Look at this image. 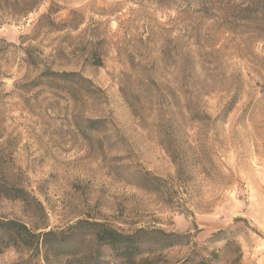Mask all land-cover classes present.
<instances>
[{
	"label": "rangeland",
	"instance_id": "rangeland-1",
	"mask_svg": "<svg viewBox=\"0 0 264 264\" xmlns=\"http://www.w3.org/2000/svg\"><path fill=\"white\" fill-rule=\"evenodd\" d=\"M13 189L0 220L36 233L155 228L189 236L163 251L171 263L196 244L264 264V0H0V190ZM0 264L44 262L0 243Z\"/></svg>",
	"mask_w": 264,
	"mask_h": 264
},
{
	"label": "trees",
	"instance_id": "trees-1",
	"mask_svg": "<svg viewBox=\"0 0 264 264\" xmlns=\"http://www.w3.org/2000/svg\"><path fill=\"white\" fill-rule=\"evenodd\" d=\"M0 196L15 200V189L0 190ZM86 237L92 240L86 244L82 242L84 247L76 249L73 246L77 239L83 241ZM188 237L155 228H138L126 233L95 220H79L64 230L36 233L15 220H0V243L29 250L33 257H42L44 264H51V255L67 257L65 264H103L99 246L107 247L113 256L130 264H218L215 251L202 256L196 244L184 258L173 263L162 254L174 246L188 244L185 240ZM90 242L93 245L90 246ZM142 255L146 256L135 262L134 258Z\"/></svg>",
	"mask_w": 264,
	"mask_h": 264
}]
</instances>
